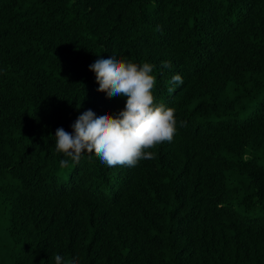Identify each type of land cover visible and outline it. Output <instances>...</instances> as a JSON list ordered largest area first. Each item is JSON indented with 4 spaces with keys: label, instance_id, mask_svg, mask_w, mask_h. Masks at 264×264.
<instances>
[{
    "label": "trees",
    "instance_id": "trees-1",
    "mask_svg": "<svg viewBox=\"0 0 264 264\" xmlns=\"http://www.w3.org/2000/svg\"><path fill=\"white\" fill-rule=\"evenodd\" d=\"M109 56L155 65L175 109L173 140L135 167L55 150L83 111L123 109L88 67ZM257 151L264 0H0V264H264Z\"/></svg>",
    "mask_w": 264,
    "mask_h": 264
},
{
    "label": "clouds",
    "instance_id": "clouds-1",
    "mask_svg": "<svg viewBox=\"0 0 264 264\" xmlns=\"http://www.w3.org/2000/svg\"><path fill=\"white\" fill-rule=\"evenodd\" d=\"M157 30L159 26H157ZM95 74L98 92L109 98L125 96L123 109L110 115L106 110L99 114L91 109L83 111L71 125L73 131L62 127L55 131V150L73 163H79L83 153L95 154L102 164L109 167H135L142 160H154V149L164 142H171L176 133L175 109L157 102L155 65L137 64L131 59L115 56L97 58L89 66ZM169 61H162L161 68L171 69ZM183 78L177 73L168 82L172 93ZM184 122H181L183 126ZM61 168L69 167V159L59 161ZM55 264H77L76 259L65 261L54 254Z\"/></svg>",
    "mask_w": 264,
    "mask_h": 264
},
{
    "label": "rangeland",
    "instance_id": "rangeland-1",
    "mask_svg": "<svg viewBox=\"0 0 264 264\" xmlns=\"http://www.w3.org/2000/svg\"><path fill=\"white\" fill-rule=\"evenodd\" d=\"M252 107H253V106H251V109H246L244 112H242V113L240 114V116H241L242 118L246 117V116L252 111ZM254 156H255L256 161H257L260 165L264 166V155H263L260 151H257V152L255 153Z\"/></svg>",
    "mask_w": 264,
    "mask_h": 264
}]
</instances>
